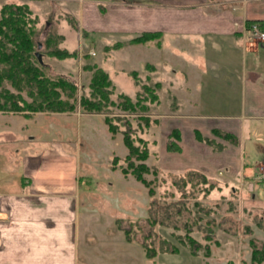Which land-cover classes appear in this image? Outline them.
Segmentation results:
<instances>
[{
  "label": "rangeland",
  "instance_id": "obj_1",
  "mask_svg": "<svg viewBox=\"0 0 264 264\" xmlns=\"http://www.w3.org/2000/svg\"><path fill=\"white\" fill-rule=\"evenodd\" d=\"M6 3L26 4L31 17L37 18V41L41 45L35 47V52L40 53L41 62L34 56L44 73L50 77L62 75L77 86L73 111L34 112L28 115L0 112V128L19 129L18 142H14L13 137L4 143L12 149L14 156L15 149H18L17 158L32 149L39 152L38 156L33 154L31 157L41 161L48 159L46 162L43 159L45 170L40 168L42 178H51V175L60 178L65 168L63 165H68L67 159L76 167L74 193L77 210L73 219L76 246L72 264H252L249 241L253 239L264 248V120L245 119L244 128L239 134L242 158L246 167L252 168V174L248 169L243 174V178L247 177L245 183H250V190L246 189V185L239 186V176H235L232 178L235 190L227 185V189L220 193L217 187L221 182L214 177L212 181L204 175V182L200 172L174 171L178 158L168 152L166 155L165 138L161 135V128L165 130L166 126L163 124L159 127V119L171 118L176 105H167L166 92L160 89V83L154 82L155 77L146 76L148 73L144 63L147 58L144 51L133 50L130 53L124 49L112 50L104 59L101 41L110 44L117 37L101 35L99 38L90 34L78 40L71 29L60 28L66 34L63 42V36L56 33V17L49 14L47 5L37 3V15L29 4L19 3V0H0V10ZM43 10L45 15L42 14ZM69 24L73 25L70 19ZM47 35H51L54 42L46 43ZM253 40L260 43L256 38ZM51 46L66 49L75 55L59 59L47 54ZM90 47L95 49L96 55L87 53ZM91 63H98L112 81L110 100L114 103L106 106V113L86 112L78 103L80 96H89L91 91L88 71L92 73L88 68ZM122 68L135 69L138 73L134 77L132 71L128 73ZM144 85L158 94L156 100H150L143 89ZM135 89L131 99L135 101L137 95L141 96L144 100L140 104L145 108L136 105L124 109L118 104V94L132 95ZM221 93L222 89L216 90L217 96ZM22 94L29 99L25 92ZM198 99L194 100L196 103L192 109L197 113H208L207 118H218L223 113L236 111L234 107L231 111L224 105L215 104L218 101L197 103L205 100L202 97ZM19 114L36 116L28 121ZM106 115L117 127L114 135L104 123ZM22 123L27 125L34 139H27L28 133L23 131ZM127 129L134 144L142 146L138 141V138H142L151 151L146 160L149 171L143 174L153 189L151 196L148 194L149 187L136 180L130 172H122V168L127 167V147L122 137ZM22 138L31 142L23 143ZM220 140L230 142L223 137ZM54 148L59 156L49 157V153L44 152L45 149ZM169 152L176 153L175 150ZM22 166L21 161L16 165L0 151V178H5L8 187L14 180H19ZM6 218L0 216V220ZM186 234L199 243L197 248L189 243ZM173 248L178 251L172 252Z\"/></svg>",
  "mask_w": 264,
  "mask_h": 264
},
{
  "label": "crops",
  "instance_id": "obj_2",
  "mask_svg": "<svg viewBox=\"0 0 264 264\" xmlns=\"http://www.w3.org/2000/svg\"><path fill=\"white\" fill-rule=\"evenodd\" d=\"M40 2L56 17V33L63 36V42L66 34L61 29L69 28L78 40L90 34L99 38L101 35L117 37L110 44L100 40L104 59L112 50L145 52L146 76L155 77L154 82L160 83V89L166 92L167 105H176L171 118L159 119V127L166 126L165 130L161 128L166 155L168 152L178 158L174 171H197L209 179L214 177L221 182L217 187L220 193L228 186L235 190L232 178L239 176L238 185H246L250 190L243 174L246 169L251 173L252 168L246 167L242 158L239 134L245 119L264 120V43L254 42L246 22L258 21L264 29V0H19L29 4L37 15L36 4ZM42 14L45 15L44 10ZM148 32H157L159 37L130 42ZM116 42L120 46L112 47ZM89 49L93 48H88L87 53ZM131 71L138 73L135 69L127 70ZM217 89H222L223 94L217 96ZM135 91L132 95L124 94L132 98ZM201 97L205 100L197 103L218 101L215 104L231 111L234 107L236 111L207 118L208 113L192 109L194 100ZM43 113L55 112H37ZM19 115L28 121L36 116ZM22 129L29 134L26 124L22 123ZM174 129L178 137L173 140L168 136ZM214 129L234 134L237 142L220 140L219 136H213ZM18 131L0 128V151L11 162L18 165L21 161L23 165L19 180H14L9 187L5 178H0V216L7 217L0 220V264H72L76 246L73 224L77 210L76 167L67 159L68 165H63L60 178L53 175L42 178L40 168L45 170L43 163L48 159L31 157L38 156L39 151L29 149L17 158L18 149L14 150V156L12 149L4 145L13 137L18 142ZM28 134L27 139L35 138ZM197 134L212 143L198 139ZM22 139L23 143L31 142ZM169 139L180 147L176 153L167 150ZM2 146L5 147L2 149ZM44 152L49 157L59 156L55 148Z\"/></svg>",
  "mask_w": 264,
  "mask_h": 264
},
{
  "label": "trees",
  "instance_id": "obj_3",
  "mask_svg": "<svg viewBox=\"0 0 264 264\" xmlns=\"http://www.w3.org/2000/svg\"><path fill=\"white\" fill-rule=\"evenodd\" d=\"M36 19V17H31V11L26 4L6 3L0 10V112H20L28 115L27 113L34 112H69L75 110L76 84L62 75L55 77L46 75L35 59V47L38 46L37 35L39 32L36 29ZM257 23L262 27L260 22L257 21ZM247 26H249V23H247ZM158 37L157 32H148L130 39V42L140 43ZM45 39L46 43L54 42L51 35H47ZM119 46L120 43L116 42L112 47ZM105 48L109 49L107 46ZM47 54L54 55L59 59L75 55L74 52L53 48V46L47 51ZM88 68L92 70L89 81L91 91L89 96H80L78 103L86 112L106 113V106L114 103L110 100L113 88L111 81L108 74L101 67L91 64ZM131 74L134 76L135 72L132 71ZM143 89L151 101L157 99V94L151 87L144 85ZM23 92L29 99L23 96ZM63 93L66 95L65 98ZM118 98V104L124 109L133 108L136 105L145 108L143 104H140V101L144 99L139 95H137L135 101L123 93H119ZM104 122L108 130L114 135L117 130L116 125L111 122L107 115L104 116ZM213 132L226 140H230L231 143L237 142L236 136L232 133L217 129H214ZM122 137L128 149L125 156L127 167L122 168V172L125 174L130 172L136 180L149 187L148 194L151 196L153 189L149 181L143 176L144 173L149 171L145 163L149 155L146 142L142 138H138L142 146L134 144L129 129L124 131ZM170 137L177 139L176 129L170 133ZM197 138L212 143V140L199 134H197ZM217 147L220 148L221 146ZM166 148L169 151L180 150V147L173 140L167 141ZM134 160L138 162L135 163ZM190 173L197 172L191 171ZM199 175L206 182L205 176L202 173H199ZM186 238L195 248L199 246V243L189 234H186ZM249 243L251 246V263L261 264L264 261L263 246H258L253 239ZM176 251H178L177 248L172 249V252Z\"/></svg>",
  "mask_w": 264,
  "mask_h": 264
},
{
  "label": "built area",
  "instance_id": "obj_4",
  "mask_svg": "<svg viewBox=\"0 0 264 264\" xmlns=\"http://www.w3.org/2000/svg\"><path fill=\"white\" fill-rule=\"evenodd\" d=\"M247 31L250 34L251 38L258 39L259 42L264 43V29H262L258 23L253 22L247 26ZM88 53L94 55L95 52L93 49H89Z\"/></svg>",
  "mask_w": 264,
  "mask_h": 264
},
{
  "label": "water",
  "instance_id": "obj_5",
  "mask_svg": "<svg viewBox=\"0 0 264 264\" xmlns=\"http://www.w3.org/2000/svg\"><path fill=\"white\" fill-rule=\"evenodd\" d=\"M40 45H41L40 42H38V47H40ZM36 56H37L38 60L41 62V55L39 52H36Z\"/></svg>",
  "mask_w": 264,
  "mask_h": 264
}]
</instances>
